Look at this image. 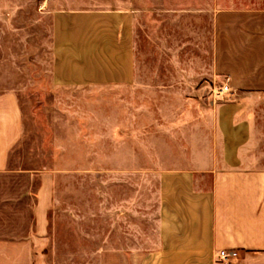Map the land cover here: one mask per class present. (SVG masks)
I'll use <instances>...</instances> for the list:
<instances>
[{
    "label": "crops",
    "instance_id": "crops-1",
    "mask_svg": "<svg viewBox=\"0 0 264 264\" xmlns=\"http://www.w3.org/2000/svg\"><path fill=\"white\" fill-rule=\"evenodd\" d=\"M207 13L206 65L140 66V28L192 29ZM43 18L60 160L22 165L19 94L0 91V264H264V8L46 0ZM202 77L232 93L214 99ZM86 140L109 142L106 196ZM222 249L238 257L222 262Z\"/></svg>",
    "mask_w": 264,
    "mask_h": 264
},
{
    "label": "rangeland",
    "instance_id": "rangeland-1",
    "mask_svg": "<svg viewBox=\"0 0 264 264\" xmlns=\"http://www.w3.org/2000/svg\"><path fill=\"white\" fill-rule=\"evenodd\" d=\"M46 0H0V91L8 88L17 90L24 114L25 134L16 149V158L20 157L22 165L28 167H48L60 160V150L54 147L51 130L45 108L42 88L44 70L45 29L43 11ZM197 6L210 8H264V0H195ZM210 13L197 18L193 28L187 21L179 24H165L163 34L158 35L156 25L148 29L140 28L138 48L140 66L145 64L151 68H187L188 57L195 55L201 66L209 62L210 56ZM186 19V18H185ZM153 21V19H152ZM178 25V26H176ZM195 31L196 48L193 49L192 39ZM160 36L165 39L163 44ZM179 41V43H178ZM174 46L172 50V44ZM159 45L163 51L160 50ZM177 56L178 61H172ZM144 61V62H143ZM221 80L202 77L197 85L208 90L222 85ZM87 156L84 160L91 161L92 149L99 150L100 155L94 157L100 170L101 197L106 196L109 157L107 140L81 142ZM89 150V151H88ZM90 164V162H89Z\"/></svg>",
    "mask_w": 264,
    "mask_h": 264
},
{
    "label": "built area",
    "instance_id": "built-area-1",
    "mask_svg": "<svg viewBox=\"0 0 264 264\" xmlns=\"http://www.w3.org/2000/svg\"><path fill=\"white\" fill-rule=\"evenodd\" d=\"M232 93V88L229 83L223 82L222 85L215 86L211 89V95L214 99H224ZM237 250L222 249L218 252V259L222 262H227L229 259L237 258Z\"/></svg>",
    "mask_w": 264,
    "mask_h": 264
}]
</instances>
